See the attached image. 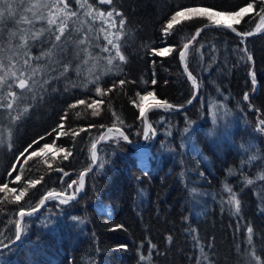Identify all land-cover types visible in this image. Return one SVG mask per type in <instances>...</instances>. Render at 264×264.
Returning <instances> with one entry per match:
<instances>
[{"label":"trees","instance_id":"16d2710c","mask_svg":"<svg viewBox=\"0 0 264 264\" xmlns=\"http://www.w3.org/2000/svg\"><path fill=\"white\" fill-rule=\"evenodd\" d=\"M52 1L54 9H63ZM168 1L113 0L106 5L101 0H80V4L65 0V11L77 15L65 18V11H57V25L61 20L67 25L60 41L55 40L56 25L47 31L46 10L44 19L17 27L28 32L45 28L43 43L32 47L29 54L35 56L44 49L52 55L31 63V69L42 74L30 93L13 87L17 95L12 98L5 89L1 91L5 132L0 140V184L7 188L6 192L0 189V246L13 238L20 213L39 205L49 191L76 192L72 187L75 182L78 188L79 172L89 166L90 143L96 132L118 126L130 139L140 137L143 121L135 105L140 93L148 90L173 107L186 104L192 89L179 71L176 55L203 20L187 19L164 35L161 14L181 8L178 4L169 7ZM176 1L221 13L251 2L254 7L240 21V31L250 30L264 7L263 0ZM113 8L119 16L111 18L116 25L112 41L120 45L123 61L99 37L86 38L87 53L77 46L81 19L93 24L90 13L97 9L107 13ZM121 17L123 27L118 22ZM14 21L0 24V49L8 47L9 33L17 32ZM11 40L9 46L14 47L15 39ZM95 40L103 47L92 45ZM162 41L171 51L165 57L149 58L150 50ZM105 48L110 54L103 53ZM4 50L5 57L24 58L23 50ZM185 61L197 79L198 97L180 113L148 114L156 133L148 168L137 167L134 151L121 139L101 143L97 165L86 175L84 194L67 203L49 201L44 210L26 219L18 244L0 252V264H258L253 254L264 262V129L259 130L264 121V33L241 42L222 29L204 30ZM97 87L99 95L95 94ZM79 100L88 105L75 109ZM92 101L97 105L90 107L96 111L87 108ZM62 117L68 131L57 143L68 147L65 157L30 155L23 161L24 173L17 168L6 176L17 153L34 138L49 133ZM78 125L85 131L84 138L91 134L89 140L73 146L71 134ZM49 139L44 136L35 145ZM27 171L33 184L25 183ZM233 193L241 202L238 214L229 203ZM121 198L127 199L128 207L120 212ZM65 234L66 239L62 238Z\"/></svg>","mask_w":264,"mask_h":264},{"label":"rangeland","instance_id":"374dc122","mask_svg":"<svg viewBox=\"0 0 264 264\" xmlns=\"http://www.w3.org/2000/svg\"><path fill=\"white\" fill-rule=\"evenodd\" d=\"M24 2L23 3H21L20 5H19V7L17 8V12H19V10H20V13H18L17 14V16H16V18H15V21H14V25H15V29L17 30V27L18 26H20L24 21H26V20H34V21H37V20H39L40 18V16H44L43 15V13H44V10H46V14L48 15L47 16V18L45 19V22L47 23V20H48V18H52V19H54V18H56L55 17V15H56V13H57V11H60L62 8H56V9H54V7H53V3H54V1H52V0H23ZM97 1H100V0H97ZM264 1V0H263ZM64 2H65V0H64ZM37 3H40L41 5H44V4H50V5H52V7L51 8H48V7H39V8H37V7H33V5H36ZM177 4H178V6H181V8L180 7H177L170 15H167L168 14V12L167 13H165L166 11H167V9H166V11L164 12L163 11V13L161 14V19L162 20H164L163 22H164V26L166 27V25L168 24V22L170 21V19H171V16L172 15H174L177 11H184L185 9H187V8H192V9H206V8H209V7H199V6H196V5H193V6H188V7H185L183 4L184 3H182V2H179V1H176V0H174V1H168V6L169 7H176L177 6ZM60 5H62V7H64L63 6V4H60ZM107 5V4H106ZM183 6V7H182ZM171 7V8H172ZM213 12H219V11H217V10H215V9H213V8H210ZM98 10L99 9H97L96 10V12L95 11H93L92 13H90L92 16H88L89 18H91V21H95L96 23H97V26H94V25H96V24H90V23H83L82 22V19H81V21L79 22V24L81 25V28H82V32H80V31H77V39L79 40V41H81V40H83V41H85L86 42V38H88L89 39V37L91 36V37H93V38H96V40H97V37H99V39H102L103 41H101V43H106V44H108V40L110 39V40H112V37H113V35H114V29H115V27H116V25L112 22V20H111V18H109V17H107V13H104V15L103 16H100L99 15V12H98ZM40 11H41V13H40ZM50 11H52V13H51V15L49 14V12ZM65 11V10H64ZM64 11H61V12H64ZM235 11H238V10H235ZM16 12V13H17ZM23 12H26V15H24V17L22 16L23 15ZM37 12H39V13H37ZM248 12H250V10H248ZM248 12H246V13H248ZM22 13V14H21ZM33 13H36L37 15L36 16H34L33 15ZM219 13H221V12H219ZM246 13H244L243 14V16H242V18L239 20V22H237L235 19H229L227 16H224V15H220V16H215V17H213V20H208L207 19V17L206 16H204V15H202V14H200V13H198V12H193V13H185V15L184 16H182V17H180V18H178V21L177 22H175V23H173V25H175V24H178V23H181V22H184V21H186L187 19H195V18H198V19H202L203 21L197 26V27H199V26H201V25H204V24H214L215 23V21H220V23L219 24H223V25H226V24H231L232 25V27L233 28H235L237 31H239L240 33H244V32H250V31H252L254 28H256V27H258L263 21H262V19H261V17H264V13H261L256 19H255V22H254V24H253V26L251 27V29L250 30H246V31H240L237 27L238 26H240V21L246 16L245 14ZM64 15H65V13H64ZM25 16H29L30 18H25ZM166 16H168L167 18H166ZM58 18V17H57ZM79 18H82L81 16L79 17ZM6 20H8V19H6ZM16 21H21V23H19V24H17L16 23ZM162 22V23H163ZM24 23H27V22H24ZM28 24H31V23H28ZM48 24V23H47ZM172 25V26H173ZM118 27V26H117ZM196 27V28H197ZM196 28L192 31V33H191V35L189 36V38L185 41V43H183V45L180 47V49L177 51V55H176V60H177V62H178V67H179V71H180V73L182 74V76L184 77V75H183V73H182V71H181V68H180V64H179V58H178V56H179V53L181 52V50L183 49V47H184V45L191 39V37H192V35H193V33L195 32V30H196ZM172 29V28H171ZM171 29H168V31L167 32H165L164 30H163V33H164V35H168V34H170V32H172V30ZM210 29H222V30H224V31H228L227 29H225V28H206V29H204V30H210ZM171 30V31H170ZM204 30H202V31H204ZM30 32H33L32 30H29ZM84 31H88V32H84ZM201 31V32H202ZM12 32H16V31H12ZM200 32V33H201ZM228 32H230V31H228ZM199 33V34H200ZM232 35H234V36H237V35H235V34H233L232 32H230ZM264 33V32H263ZM263 33H261V35L263 34ZM198 34V35H199ZM258 36H260V35H258ZM119 37V36H118ZM198 37V36H197ZM237 37H239V36H237ZM255 37H257V36H255ZM240 38V40H241V42H243L244 40H246V39H250V38H246V39H242L241 37H239ZM252 38H254V37H252ZM9 39H15V38H12V37H10V33H9ZM197 39V38H196ZM196 39H194L192 42H191V44L185 49V56H186V54L188 53V50H189V48H190V46L192 45V43L196 40ZM95 40V41H96ZM78 41V42H79ZM94 41V43H92V45L94 44V45H96V47L98 46V47H100V48H102L103 47V44H100L99 43V40L98 41H96L95 42ZM83 43V44H81V43H77V46L80 48V50H85L86 51V53H87V45H86V43ZM41 43H43V42H41ZM11 43H9V42H7L6 43V46H8V47H4V49L5 48H8L9 50H11V51H17L16 50V46H15V42H14V47L13 46H9ZM79 44V45H78ZM39 45H41V44H38L37 43V45L35 46V47H37V46H39ZM3 47V46H2ZM34 47V48H35ZM167 48V49H166ZM4 49H0V61H3L4 62V64H5V68H4V70L3 71H0V75H3L5 72H7L8 71V69H9V67H11L12 65H15L16 66V68H19L20 67V65L17 63V59H16V62H12V58L11 57H5V56H3L4 55V53H6L7 51L6 50H4ZM110 49V48H109ZM112 49V48H111ZM166 49V50H165ZM41 50H44V49H39V50H37L36 51V54H35V56H32L33 58L34 57H36V56H39L40 55V53H41ZM171 51V49H169L168 48V46L167 45H165V43H163V41H162V43H160V46H158V47H156V48H153V49H151L150 50V52L147 54V56L149 57V58H152V57H155V58H157V57H165L169 52ZM157 52H163V55H157L156 53ZM104 54H110V50H108V51H104L103 52ZM95 55H97V52L96 53H94ZM88 55V54H87ZM184 56V57H185ZM43 59H45L46 60V58L44 57ZM42 59V60H43ZM134 59V58H133ZM42 60H39V61H36L35 59H33L32 61H30V64L31 63H34V64H37V62H41ZM42 65V64H41ZM41 65H40V67H41ZM33 65H31V67H32ZM34 69V68H33ZM188 69V68H187ZM41 70V69H40ZM89 70H91V69H89ZM42 71H44V69H42ZM190 72V71H189ZM153 73V72H152ZM191 73V72H190ZM32 74V72H31V68L28 70V72L26 73V75H31ZM39 74H42L41 73V71L40 72H37L36 71V73H35V77H34V83L32 82V81H29V87L31 88V89H33V87L35 86V85H37L36 83L37 82H39L40 81V75ZM192 74V73H191ZM193 75V74H192ZM85 76H92V75H89V74H87V75H85ZM194 76V75H193ZM195 77V76H194ZM85 78V77H84ZM185 78V77H184ZM6 79H10V78H8V77H6ZM85 79H87V78H85ZM84 79V80H85ZM195 79H196V77H195ZM196 81H197V79H196ZM10 82H13L14 83V85H15V83H18V81H11L10 80ZM41 82V81H40ZM188 82V81H187ZM189 83V82H188ZM198 84V83H197ZM190 85V84H189ZM252 86H253V88H254V90L256 89V87H257V85H256V83H253L252 82ZM15 87V86H14ZM15 88H17L18 89V91L17 92H20L21 90L18 88V87H15ZM5 89V91L4 92H6V94L7 95H9V92H11L12 91V89H9V88H7V86L5 85L3 88H0V103L2 102L1 101V95H2V93H1V91L2 90H4ZM192 89V88H191ZM25 90H27V89H25ZM198 90H199V87H198ZM97 91H95V94L96 95H99L100 93H96ZM150 91H145V92H142V93H140L139 95H138V97H137V100H136V103H135V105H136V110H137V114L138 115H140V117H141V112H140V108H141V102H142V99H141V97H143V96H145V94H148ZM27 93H30V91H28L27 90ZM152 93V92H151ZM198 93H199V91H198ZM10 96V95H9ZM151 96H154L153 95V93H152V95ZM191 96V95H190ZM190 96H189V98H190ZM58 97V96H57ZM155 97V96H154ZM197 97H198V95H197ZM156 98V97H155ZM188 98V99H189ZM4 99V98H3ZM25 99H27L26 97H25ZM197 99V98H196ZM156 100H157V102L159 101H162V100H160V99H158V98H156ZM196 101V100H195ZM194 101V102H195ZM164 101H162V103H163ZM88 105V103H83V104H80V103H78V102H76V104H74V108L76 109V108H78V109H80V108H82V106L83 105ZM164 105H165V107H168V106H166V105H169L168 103H166V102H164L163 103ZM93 105H97L96 104V102H94V101H92L91 103H90V105L87 107L89 110L90 109H93V111H96L94 108H91L90 106H92V107H94ZM97 107V106H96ZM168 108H173V106H171L170 105V107H168ZM71 110V109H70ZM5 111V108H4V106L3 105H0V115H1V112H4ZM97 111H98V107H97ZM150 112H158V111H154V110H151V111H149V113ZM160 113V112H159ZM163 114V113H162ZM166 115H173V114H166ZM2 117H4V116H0V140L3 138V136H4V132H5V130H4V128H3V124L5 123V119H4V121H2ZM63 119H61L60 121H58L57 123H56V125L49 131V133H45V134H42V135H40V136H38V137H36V138H34L33 140H31L30 142H28V144H26L23 148H22V150L20 151V152H18L17 153V155H16V157H15V159H14V161L12 162V164L10 165V167H9V169L8 170H6L5 172H4V174L6 175V176H11L12 175V173H15L16 172V169L18 168V170H21L23 173L27 170V169H25V167H24V163H23V161L25 160V159H27V158H29L28 156H30V155H38V156H40L41 154H43L42 156H49L51 159H57V158H59V157H65V155L68 153V151L69 150H65L64 148H68V147H59V145H58V139L60 138V137H62L65 133H66V131H68L67 130V125H66V123H65V120H64V117H62ZM148 118H149V115H148ZM150 120V119H149ZM142 121V120H141ZM153 125V124H152ZM259 125H260V131H262V129H264V125H263V127H261V123H259ZM77 128L75 129V130H73V131H75V132H73L71 135H72V137H74L73 138V141H74V143H73V146H76V142H80V141H82V140H84V141H87V140H89V138H90V134H91V132H89V134H88V136H87V138H84L83 136V132H85L84 131V129L83 128H81V126L80 125H78V126H76ZM107 127V126H106ZM112 127H117V128H119V129H121V130H123L121 127H118V126H112ZM105 128V127H104ZM103 128V129H104ZM103 129L102 130H100V132H96L95 134H94V137H93V140L91 141V143H90V147L92 146V144L94 143V141L97 139V137L99 136V134L103 131ZM124 131V130H123ZM141 132H142V129H141ZM124 133H125V135H126V137H127V139H129V141L130 142H132V141H134V142H136V141H138L139 139H140V137H141V134H140V137L138 138V139H136V140H132V139H130L128 136H127V134H126V132L124 131ZM44 136L45 137H50V139L46 142V143H49V148L48 149H46L44 152H40V148H42L43 146H44V144H42V143H40L39 144V142H38V145L36 146L35 144H37L36 142H37V140L38 139H42V138H44ZM119 138V139H121L120 137H117V136H114V135H112V134H108V135H106L105 137H104V139L102 140V141H104L103 143H106L109 139H111V138ZM155 139H156V133H155V131H154V140H153V142H152V144H151V142H150V140H151V133H149L148 135H147V138L144 140V144L145 145H149L150 146V149L148 150V153H147V155L149 156V154H150V150H151V147H152V145H153V143H154V141H155ZM122 140V139H121ZM123 141V140H122ZM148 142V143H147ZM147 143V144H146ZM101 144V143H100ZM99 144V145H100ZM125 144L129 147V145H128V143H126L125 142ZM99 145H98V147H99ZM141 146H143V145H141ZM97 147V148H98ZM130 148V147H129ZM73 149H75L74 147L72 148V151H73ZM130 149H132V148H130ZM133 151H135L134 149H132ZM28 153V154H27ZM35 153V154H34ZM26 154V155H25ZM134 157L136 158V161H138L140 164H141V166H137L139 169H142L143 167L144 168H146V166H147V161L145 160L146 159V154H144V153H135L134 152ZM89 160H90V158H89ZM89 164H90V162H89ZM84 169H82L81 171H83ZM21 171H19V172H21ZM80 171V172H81ZM18 172V173H19ZM28 172V171H27ZM79 172V173H80ZM17 173V174H18ZM16 174V175H17ZM21 175H22V173H21ZM23 177H25V181H26V179L28 180V181H26L25 183L26 184H33V176H32V174H29V172L26 174V175H23ZM12 179V178H11ZM15 179H16V176H15ZM78 179V178H77ZM8 180L9 179H7L6 178V181L8 182ZM13 180V179H12ZM30 180V181H29ZM85 180H86V178H85ZM12 182H14V180L13 181H11V183ZM3 187V188H2ZM5 187V185H4V183H1L0 184V189H3V192H6V188H4ZM72 189H73V191H75V189H77V185H76V187H75V182H74V184H73V187H72ZM72 193V192H71ZM123 198H121L120 200H121V203L119 204V211L121 212L122 211V209H126L127 207H128V205H127V199H125V200H122ZM132 206V205H131ZM132 208H133V206H132ZM106 210L108 211V213H109V211H110V208L108 207V206H106ZM16 224V223H15ZM15 224H14V227H15ZM13 231H14V233H15V230H14V228H13ZM64 236H67L66 234L65 235H62V238H64V239H66ZM75 236V235H74ZM72 237H73V234H72ZM13 238H14V236H13ZM12 238V239H13ZM11 239V240H12ZM20 239V238H19ZM19 241V240H18ZM17 241V242H18ZM9 242V241H8ZM32 253H34V251L32 252Z\"/></svg>","mask_w":264,"mask_h":264},{"label":"snow or ice","instance_id":"6c2138e0","mask_svg":"<svg viewBox=\"0 0 264 264\" xmlns=\"http://www.w3.org/2000/svg\"><path fill=\"white\" fill-rule=\"evenodd\" d=\"M86 2V0H85ZM23 3V0H0V24H3L5 22L6 19H11V20H15L16 18V12H17V8L19 6V4ZM57 4H63V9H61V11H64L66 9H68V5L67 3L64 2V0H56ZM77 4H80V0H76ZM101 3L103 4H113V0H101ZM48 7L51 8L52 5L50 4H44L41 5L40 3H37L36 5H33V7ZM254 7L253 3H247L245 7H241L239 8L238 11H233V12H224V13H219V12H213L210 8H206V9H192V8H187L184 11H177L174 15L171 16L170 21L168 22V24L166 25L164 31L167 32L168 29L172 28L173 23L178 21V18L182 17L185 15V13H193V12H198L204 16L207 17L208 20H213V17L215 16H220V15H224L227 16L229 19H235L237 22H239V20L242 18L243 14L248 12V10L252 9ZM89 8H91V5H89ZM260 12L264 13V7H262L260 9ZM117 15L119 16V13H115V8H113V11L107 12V17L112 18L113 16ZM34 16H36V13H33ZM77 15L76 12L68 10L65 11V18H67L68 16L71 17H75ZM100 16H103L104 13H99ZM40 19H44L43 16L39 17ZM59 19V18H57ZM57 19H52V18H48L47 23L50 26L47 31L51 32V26L56 25L57 26V30H58V34H55V40L56 41H60L61 38L65 35V30H66V23L64 22V20H61L60 23L57 25ZM262 21H264V17H261ZM24 22L27 23H32L31 20H26ZM119 25L121 27H123L124 25V20L121 17L119 19ZM17 24L21 23V21H16ZM215 23L219 24L220 21H215ZM226 27L231 28L232 25L226 24ZM205 27H207V25H205ZM46 29L41 27L40 29L34 31V32H28V30L25 29H18L17 32H11L10 33V37L15 38V46H16V50H23V60H19L16 57H12V59H17V63L20 65L19 68H16L15 65H12L11 67H9L8 71L5 72L3 75H0V88H3L5 85L7 86V88L12 89L14 86L18 87L21 90V93L24 92L25 89H27L28 91H31L32 89L29 87V81H32L33 83L34 81V77H35V73H36V69H31L32 74L31 75H26V73L28 72V70L31 68V64L30 61H32L33 59H35L36 61L42 60L45 56H50L52 55V51L48 50V51H44L41 50V53L39 56L36 57H32L29 53L32 47H35L37 45V43L42 41V38L44 36ZM233 31H235V29H233ZM238 35H242V36H249L251 35L250 32H244V33H238ZM118 38V37H117ZM0 39H2V34H0ZM9 43H13V41L10 39ZM79 43L83 44L84 41L81 40L79 41ZM108 44L111 45L113 48L116 49V53L115 56L118 57L121 61L125 60V57L121 54V50H120V45L118 44H114L112 40H108ZM55 47V45H54ZM185 48H187V45H184ZM104 51H108L107 48L104 49ZM157 55H163V52H157ZM185 53L181 52L180 53V57L181 60L184 59ZM248 59H251V56H248ZM87 62V61H85ZM108 63L111 64L112 63V59L108 60ZM5 68V64L3 61H0V71H3ZM65 71H67V69H65ZM6 77L10 78V79H6ZM11 81H18V83H14L10 82ZM46 83V81H45ZM121 83H123V81H121ZM152 83H155V80L152 81ZM253 83H255V79H253ZM97 92L100 91V88L97 87L96 89ZM9 95L12 98H16V92L11 91L9 92ZM149 96L152 95L151 92L148 93ZM249 97L247 95H245L244 99L247 100ZM141 99H143V97H141ZM78 103L83 104L85 103L84 100H79ZM168 107H170V105H166ZM7 107L9 109H11L13 107L12 103H8ZM141 112H143V108H141ZM261 124H264V121H261ZM122 135V134H121ZM148 133L147 131H145V136L147 137ZM124 139H127V137L125 136ZM49 148V143H45L44 146L42 148H40V152H44L46 149ZM93 148H95V145H93ZM35 154V153H34ZM93 158L95 159V153H93ZM101 167H103V163L100 165ZM264 178V177H262ZM16 179H19V176L16 177ZM81 183H83V176H81ZM248 184H252L253 181L252 180H248L247 181ZM229 192H231L232 190L229 188L228 189ZM69 199H72V197H70ZM61 203H66V201H61ZM230 204H233L235 207V212L238 214L241 210V202L239 199L236 198V195L233 193L232 197L229 201ZM21 217L24 216V212L20 213ZM29 215H31V213H29ZM17 233H19V229H20V225L17 224ZM248 232L251 233L252 229L249 228ZM17 239H19V235H17ZM171 239V237H169V240ZM249 242H251V236H249ZM254 258L257 260L258 264H264V262H260L259 261V257H256L255 254H253Z\"/></svg>","mask_w":264,"mask_h":264},{"label":"water","instance_id":"95a60500","mask_svg":"<svg viewBox=\"0 0 264 264\" xmlns=\"http://www.w3.org/2000/svg\"><path fill=\"white\" fill-rule=\"evenodd\" d=\"M205 25H207V27H205ZM206 28H225L228 31H230L233 34L241 37L244 40L246 38H252V37L261 35V33L264 32V21L258 27L254 28L252 31H250L251 35H249V36L238 35V33H240V32L237 31L235 28H233V27L229 28V27H226L223 24H217V23L204 24V25H201V26L196 28V30L193 33L191 39L185 45H187V47H188L191 44V42L194 39L197 38L198 34L202 30H204ZM233 29H235V31H233ZM185 49L186 48L183 47L181 52L185 53L186 52ZM180 53H179L178 58H179V64H180L181 71H182L185 79L189 82V84H190V86L192 88L191 96L188 99V101L186 102V104H184L182 106H176V107H173V108L165 107V105L162 104L163 107L154 106V107H150V108H148L146 110H143V112H141V118H142L143 125H144V130H143L144 132L142 131L141 137H140V139L138 141L131 142L133 144L130 143L129 139H124V137L126 135H125L123 130H121V129L117 128V127H105L103 129V131L99 134L97 139L94 141L92 146H91L90 165H89V167L84 169L83 171H81L79 173L77 191L73 195H69L66 199H69L70 197H72V200L76 199V198L80 197V195L84 192L85 175L94 170V168H95V166L97 164V159H98V156H97V153H96V148L98 147L99 143L102 142V140L104 139V137L106 135L112 134L114 136L120 137L124 142L128 143L130 148L134 149L137 153H146L150 149V146L149 145L146 146V147H141L140 146L141 142L146 137L145 136V131H147L148 134L151 133V140H150L151 144H152V142L154 140V130H153L152 124L150 123V121L148 119V116H147L148 112L151 111V110H154V111H158V112L163 113V114H175V113H178L181 110L186 109L187 107H189L196 100L197 95H198V91H199L198 90L197 81H196L195 77L187 69L186 63H185V57H184L183 60H181ZM93 145H95V148H93ZM93 153H95V159L93 158ZM81 176H83V183H81ZM47 194L49 196H51V197H59V193L56 192V191H49V193H47ZM42 205H43V201H42V203L40 205H37L35 208L29 209L28 211H23L24 212V216L23 217H21V215L18 216L16 224H15V227H14V230H15L14 238L12 240H10L8 243H6V245L0 247V250L4 249L6 247L8 248V247L12 246V244H15L19 240V239H17V235H19V238H20L22 222L24 221L25 218H27V217L31 216L32 214L40 211L41 208H42ZM29 213H31V215H29ZM17 224L20 225L19 233H17V227H16Z\"/></svg>","mask_w":264,"mask_h":264},{"label":"bare ground","instance_id":"6f19581e","mask_svg":"<svg viewBox=\"0 0 264 264\" xmlns=\"http://www.w3.org/2000/svg\"><path fill=\"white\" fill-rule=\"evenodd\" d=\"M167 49V48H166ZM165 49V50H166ZM185 63H186V61H185ZM186 67H187V64H186ZM164 103V102H163ZM162 103V101H158L157 102V100H156V98L154 97V96H149L148 94H145V96H143V99H142V102H141V108H143V110H146V109H148V108H150V107H154V106H161V107H163V104ZM194 103V102H193ZM193 103L191 104V105H193ZM190 105V106H191ZM189 106V107H190ZM141 108H140V112H141ZM188 108V107H187ZM186 108V109H187ZM186 109H184V110H186ZM184 110H181V111H179L178 113H180V112H182V111H184ZM148 114H149V112H148ZM148 114H147V116H148ZM175 114H177V113H175ZM149 119V118H148ZM150 121V120H149ZM150 123H151V121H150ZM152 124V123H151ZM264 125V124H263ZM152 127H153V125H152ZM154 128V127H153ZM143 130H144V125H143ZM144 132V131H143ZM147 137H145L144 139H143V141L146 139ZM133 142V141H132ZM131 143V142H130ZM131 144H133V143H131ZM96 153H97V155H98V148H96ZM67 175V174H66ZM65 175V176H66ZM85 187H86V180H85ZM85 187H84V192H85ZM78 189V188H77ZM77 191V190H76ZM84 192L80 195V197L84 194ZM49 193V192H48ZM59 193V197H51V196H49L48 194H45L44 196H43V198H42V200H41V202L39 203V205L42 203V201H43V205H42V208H41V210L40 211H38V212H36V213H34V214H32L31 216H29V217H27V218H25L24 219V221L26 220V219H28V218H30V217H33V216H35L37 213H39V212H41L42 210H44L45 209V207L47 206V204H48V202L49 201H52V200H58L59 202H61L62 200L63 201H66V203L67 202H71V201H74V200H76V199H78V198H76V199H66L69 195H73L74 193H70V194H65V193H61V192H58ZM28 211V210H27ZM24 221L22 222V224L24 223ZM21 232H22V225H21ZM20 236H21V234H20ZM18 244V242H16L15 244H12V246H10V247H15L16 245ZM6 245V244H5ZM4 246V245H3ZM0 247H2V246H0ZM10 247H8V248H10ZM7 247L6 248H4V249H2V250H0V252H2V251H4V250H6V249H8Z\"/></svg>","mask_w":264,"mask_h":264}]
</instances>
